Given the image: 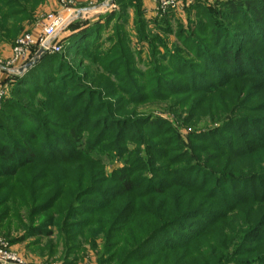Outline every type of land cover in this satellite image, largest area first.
<instances>
[{"label": "rangeland", "instance_id": "rangeland-1", "mask_svg": "<svg viewBox=\"0 0 264 264\" xmlns=\"http://www.w3.org/2000/svg\"><path fill=\"white\" fill-rule=\"evenodd\" d=\"M53 1L0 0V64ZM105 3L61 52L0 66V243L31 263L264 264V16Z\"/></svg>", "mask_w": 264, "mask_h": 264}, {"label": "built area", "instance_id": "built-area-1", "mask_svg": "<svg viewBox=\"0 0 264 264\" xmlns=\"http://www.w3.org/2000/svg\"><path fill=\"white\" fill-rule=\"evenodd\" d=\"M156 8L161 12H180L184 7L189 6L184 0H154ZM60 8L58 11L49 12L44 17L42 29L37 34L26 32L20 35L14 42L11 54L8 59L1 63L4 69L16 72L20 65L24 64L32 51L38 52L40 49L46 51L61 52L62 45L55 39L71 23L77 20L78 10L74 0H58ZM188 4V5H187ZM5 81L0 79V106L5 96ZM0 264H50L47 262L31 263L19 252L10 246L0 243Z\"/></svg>", "mask_w": 264, "mask_h": 264}, {"label": "trees", "instance_id": "trees-1", "mask_svg": "<svg viewBox=\"0 0 264 264\" xmlns=\"http://www.w3.org/2000/svg\"><path fill=\"white\" fill-rule=\"evenodd\" d=\"M123 1V5L124 6H127L129 5V9H135L136 12L138 13V15H143V9H142V1L141 0H116V2H122ZM203 1L205 0H196L194 3H192L191 5L187 6V15L190 17L192 13L194 12H197L199 9H201V5H204ZM247 2V3H246ZM217 3L219 4H222V5H226L230 8H235L237 5L239 4H244L245 3L247 5H251V8L254 9L252 10L257 20V22L260 24L261 21H263V16H264V8H258L257 6L255 5H258V2L256 3H253L251 4L252 2L251 1H248V0H217ZM128 9V10H129ZM173 11H170L169 13H172ZM203 12V11H201ZM25 16L27 15L26 12H24ZM107 17H112V13L111 14H108ZM82 19H77L75 20L73 23H71L69 25V29L72 27H74L75 25H77L78 22H81ZM14 152V151H13ZM0 156L4 159H7V160H11L12 156H11V149L8 147V146H0ZM123 182L125 184H129V181L128 180H124L123 179Z\"/></svg>", "mask_w": 264, "mask_h": 264}, {"label": "crops", "instance_id": "crops-1", "mask_svg": "<svg viewBox=\"0 0 264 264\" xmlns=\"http://www.w3.org/2000/svg\"><path fill=\"white\" fill-rule=\"evenodd\" d=\"M142 1V8L147 10V16L150 15H154L155 11H157L156 8V4L154 2V0H141ZM196 0H185L184 2H187L189 5H191L192 3H194ZM207 1V0H205ZM211 2V0H209ZM214 1V0H213ZM57 0L53 1V5L55 7H57ZM75 3V7L77 8V10H83L82 11V17L86 18V15L89 16L90 14H92V12H96L98 13L99 11L103 10L105 8V10H111V7L108 9V7H106V3L105 0H74ZM92 5L89 6L88 5ZM187 4V5H188ZM116 4H112V7H115ZM184 8H187L186 6ZM81 18V17H80ZM1 77V76H0Z\"/></svg>", "mask_w": 264, "mask_h": 264}, {"label": "water", "instance_id": "water-1", "mask_svg": "<svg viewBox=\"0 0 264 264\" xmlns=\"http://www.w3.org/2000/svg\"><path fill=\"white\" fill-rule=\"evenodd\" d=\"M82 9L81 10H78V17L80 18V17H82ZM43 53H45V50L44 49H40L37 53H36V55H35V57H36V59L38 58V57H40ZM32 64H33V62H30V63H28L25 67H22L21 68V71H25V70H27V69H29L31 66H32ZM18 71V70H17Z\"/></svg>", "mask_w": 264, "mask_h": 264}]
</instances>
